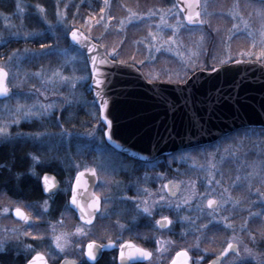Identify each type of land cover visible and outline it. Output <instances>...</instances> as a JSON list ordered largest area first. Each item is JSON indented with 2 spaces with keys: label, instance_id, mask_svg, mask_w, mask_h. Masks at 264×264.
Here are the masks:
<instances>
[{
  "label": "rangeland",
  "instance_id": "374dc122",
  "mask_svg": "<svg viewBox=\"0 0 264 264\" xmlns=\"http://www.w3.org/2000/svg\"><path fill=\"white\" fill-rule=\"evenodd\" d=\"M8 1L0 0V67L7 70V86L14 94L0 103V128L6 129L0 133V146H7L0 158L15 155L14 162L13 157L6 159V167L25 162L15 181L25 175L38 181L40 170L53 165L60 168V193L69 194L75 173L92 166L98 175L96 193L103 200L102 215L110 213L113 198L143 203L155 184L154 192L159 189L161 200L175 210L176 222L197 232L205 225L218 227L223 236L215 239L220 243L207 252H219L233 242L235 233L234 243L241 248L244 264H264V131L246 129L212 148L180 152L161 163L128 162L105 142L99 114L88 106V64L67 38L77 28L101 45L109 58L134 65L148 81L182 83L196 70L239 59L264 64V8L247 0H201L200 19L205 23L177 30L170 25L176 24V17L184 18L172 9L174 0H108V5L105 0H11V6ZM134 14L139 18H133ZM126 172L137 176L126 180ZM168 179L180 184L175 198L162 193ZM211 195L228 202L209 209L206 202ZM50 201L26 203L0 193V252L16 248L28 256L46 249L63 258L84 249L92 239L89 230L78 232L80 225L66 211L56 220L45 219ZM16 207L32 217L31 226L12 220L10 212ZM225 217L233 227L224 222ZM56 237H62V248ZM158 243L157 258L171 253L168 238L161 236ZM245 245L252 254L244 251ZM235 259L232 256L227 264Z\"/></svg>",
  "mask_w": 264,
  "mask_h": 264
},
{
  "label": "water",
  "instance_id": "95a60500",
  "mask_svg": "<svg viewBox=\"0 0 264 264\" xmlns=\"http://www.w3.org/2000/svg\"><path fill=\"white\" fill-rule=\"evenodd\" d=\"M184 11L181 9L180 13ZM183 17L186 21V16ZM74 29L80 36L87 37L81 30ZM72 30L68 34L70 44L85 56L95 57L102 70V74L92 71L91 59L88 60V88L101 117L108 115L113 121L112 137H108V128L105 137L116 151L135 160L152 161L161 155L211 144L238 129L264 128V65L258 61L237 60L215 71L196 70L183 83L149 82L132 64L112 59L111 64H101L102 58H109L104 48L91 39L95 47L86 49L73 39ZM98 75L102 84H94ZM98 91L104 94L107 108ZM9 94H0V98ZM194 115L199 120H194ZM93 170L90 168L75 176L70 200L71 208L85 223H90L98 210L92 208L97 182ZM41 188L45 196L54 193L58 188L56 177L43 175ZM15 209L11 211L14 220L31 223L32 218L24 221L16 215ZM179 257L175 264H182ZM223 258L219 256L214 262L217 264ZM32 260L43 264L37 255L29 261ZM60 264L74 262L63 260Z\"/></svg>",
  "mask_w": 264,
  "mask_h": 264
},
{
  "label": "flooded vegetation",
  "instance_id": "af4514ba",
  "mask_svg": "<svg viewBox=\"0 0 264 264\" xmlns=\"http://www.w3.org/2000/svg\"><path fill=\"white\" fill-rule=\"evenodd\" d=\"M251 1L254 4H256L257 7L264 8V0H251ZM8 5L11 6V0L8 1ZM7 79H8V75H7ZM7 87L9 89L10 94L7 97L0 98V103L4 101H8L11 98V96H13L14 94L13 88H10L9 86ZM88 94H89L87 96L89 99L88 106L90 107V109L91 107H93L95 110V102L92 99L89 91ZM90 122H91L90 115H88L87 123L90 124ZM90 138L91 135L89 134L88 141ZM215 144H217V142L211 145L203 146L202 149L212 148V146H214ZM5 147L0 146V151L3 150ZM86 152L90 155V151L87 150ZM115 153L123 156L128 162L134 164L161 163L168 157L174 155V154L165 155L153 161L146 162V161L132 159L116 151ZM12 157L14 162V160H16L15 155L13 156L9 155L5 159L0 158V193H3L9 197H14V198H19L20 197L19 195H22V193L25 196H29V194L25 191V189H27V186L29 185L32 186L34 184L39 190V194H40L39 199L32 200L22 195L23 197H25V199H27V201L22 200V198H19V200H22L23 202L26 203H30L33 201H40L43 199L51 200L48 206L49 209H47V212L45 213L44 216L45 219L56 220L66 211L71 214L75 223L76 224L78 223L80 225L79 227L80 229L89 230V234L90 236H92V239L88 241V243L84 246V249L79 250L77 254L71 257L60 258L56 255H53L54 251L47 253L46 249H44V251L40 249L39 251L34 252L31 255L25 256L24 254L16 252L17 249L15 248L16 250L12 249L5 252H0V264H5V263L26 264L38 253L43 254L48 264H60L63 260H70L74 262V264H175L177 257H179L178 255H182V257H179V261L182 264H209V261L217 260L220 252L225 247H227L226 244V246H224L219 252L217 251L215 253L214 250H212V252L205 251V249H215L216 245L220 243L219 239H215V238H219L223 236L221 231H218L217 229L218 227H216L215 225H210L205 227L201 231L197 232V231L189 230L188 226H184L180 222H176L175 221L176 215L173 214V211L175 210L173 208L171 209L165 204L167 201L161 200L160 198L161 193L159 189L158 191L154 192L155 188L157 189V187H155V184L153 185L151 184L150 187L148 185L149 192L146 193L148 195V198L143 203L127 204L125 201H123L122 197L121 200H117V198H113L110 200L111 202L110 213L102 215L104 211L103 200L101 196H99L96 193L97 184H98V175L94 167L89 166L85 169H81L77 171L73 177L69 194L68 193L62 194L60 193L62 187L61 175L58 172L60 171V168L53 165L44 167L43 169L40 170V177L38 181L31 179V177L27 175L22 177L20 180L15 181L16 174L23 172L25 167V162L21 161L19 165H15L13 167L10 166L6 167L5 165H3L4 163L5 164L7 163L6 159ZM90 168H93L95 170V174L97 177V182L93 189V193L96 197L97 196L100 197V201H99L100 206L98 207V210L95 213L92 221L90 223H85L78 218L76 211L73 208H71L70 200H71L72 187L75 176L79 172L88 170ZM47 173L52 174L56 177L58 182V188L54 193L45 196L41 188V178L43 177V175ZM161 173L164 174L165 173L164 170H162ZM120 175L123 174L120 173ZM130 175L131 174L126 172V176L124 175V177H126V180L133 179V176H137L135 174L130 177ZM117 178L120 179V177ZM14 186H16L17 188L16 190H14L13 188ZM115 191H116L115 188L111 189V195H113ZM163 191L164 192L162 193L164 194L165 198H175V196H177L180 192V184L171 181V179H168L164 183ZM115 196L118 197L119 193H116ZM206 207L209 209L215 208V206L211 208L208 207L207 202H206ZM145 208L150 209V211H145ZM161 216L170 217L172 219V224L169 225L166 221H162ZM10 217L12 218L11 212H10ZM241 218L246 219L247 216L243 215ZM12 220L14 219L12 218ZM247 220L250 221L248 218ZM14 221L28 227L31 226L33 219L29 224L17 220ZM156 221H160V223L157 224ZM161 236H165L171 241V246L169 248L173 247V249L171 250V253H169L168 255L161 253V255H159L157 258L155 256V251L156 248L159 247L158 238ZM93 240L96 241V244L93 246V251L95 253L94 258L88 255V245ZM110 241L113 243H110ZM128 241H131L132 245L142 247L151 251L152 256L147 257V256L137 255L129 259L127 253L129 251H134V249L130 248V246L127 243ZM121 245H123V251L125 252V257L123 260L121 259V250H122ZM185 251L187 252V256H185L184 254ZM262 251L264 252V247H262ZM236 255L239 254H235V255L228 254L226 255V257L218 261L217 264H227V261L230 258H232V256H236Z\"/></svg>",
  "mask_w": 264,
  "mask_h": 264
},
{
  "label": "snow or ice",
  "instance_id": "6c2138e0",
  "mask_svg": "<svg viewBox=\"0 0 264 264\" xmlns=\"http://www.w3.org/2000/svg\"><path fill=\"white\" fill-rule=\"evenodd\" d=\"M105 4L108 5V0H105ZM38 7L43 9V5H39ZM201 7H202L201 0H177V3L172 5V9H175L176 12H180L181 9H184L185 11L180 13V16H186V22L187 23H185V21L178 16V17H176V19H177L176 24L170 25V27H173V28L179 30L181 28V26H186L189 30H191L193 25L204 24L205 21L203 19H197V18L201 17V15H202ZM101 11H103V9ZM63 15L66 16L67 13L65 12V13H63ZM133 18L138 19L139 17H138V15L134 14ZM109 19H111V17H109ZM72 37H73L74 40L77 41L78 44L83 45L86 49L90 50V49L95 47L94 45L91 44V37H82V36H80L78 30H76V29L72 30ZM201 39H203V37H201ZM112 52H116V49L113 48ZM261 55L264 56V51L261 52ZM89 59H91V62H92V69L91 70L95 71L98 74H102L101 68L97 66L96 58L95 57H87L86 56L85 57V63H87ZM225 60L227 62H231L230 56H226ZM100 63L101 64H111V63H113V61L110 58L105 57V58H102L100 60ZM122 63H123V61H122ZM262 63H264V61H262ZM213 71H215V69H213ZM7 75H8V73H7L6 69L3 68V67H0V94H6V93L9 92V89H8L7 83H6ZM62 79L66 80L68 78L62 77ZM77 79L84 80L85 78L84 77H79ZM94 84H102V80H101V76L100 75L97 76L96 80L94 81ZM97 95L100 96L102 98V100H105L104 107L107 108L108 105H107L106 99L104 97V94L102 92L98 91ZM44 107H52V106L44 105ZM193 119L194 120H199V117L194 115ZM103 120L107 121L108 137H109V139H111L112 134H113L112 133L113 121L108 119V115H105L103 117ZM262 131H264V130H262ZM3 132H6V129L0 128V133H3ZM35 159H39V157H35ZM213 167H214V165H213ZM93 171H95V170H93ZM239 179H241V177L237 176V180H239ZM245 179H247V176L245 177ZM44 181L47 184V181H48V177L47 176L44 177ZM208 183H209V185H211L213 183V181L209 180ZM77 184H79V178H77ZM48 187L50 188L51 185H48ZM213 191H215V190H213ZM257 191H259V189H257ZM229 195H230V193H229ZM200 197L204 198V194L201 193ZM99 201H100V197L99 196L95 197V199L93 200V203H92V208L93 209L98 208L100 206L99 205ZM73 202H76L75 196H73ZM227 202L228 201L226 199H224L222 196L218 199L216 195H211L207 199V205L209 207L215 206L216 209L222 207ZM45 203H47V202H45ZM184 203L187 204L188 200L185 199ZM81 207L83 209V206H81ZM177 207H179V206L177 205ZM5 211H7V209H5ZM145 211H150V209L145 208ZM15 212H16V215L21 217L24 221H27V220L31 219V217L28 215V213H26L20 207H16ZM90 215H91V213H90ZM214 218L215 219H221V217H218V216H214ZM37 219H39V217H37ZM184 219H189V218L185 217ZM161 220L162 221H166L169 225L172 224V219L170 217H168V216H161ZM224 222L226 224H229V227H233V225L229 222V220L226 217L224 218ZM156 223L159 224L160 221H156ZM204 227H207V226L205 225ZM77 231L78 232L82 231V229L78 228ZM64 235H66V234H64ZM251 236H252V239L256 238V234L255 233H252ZM61 238L62 237H56V240H57V246L62 248L63 245L59 243ZM237 239L238 238L235 236V233H233V237H232V241L233 242H229L227 244V247H225L220 252L219 256L220 257H226V255H228V254H234V255L235 254H240L241 253V248L237 244L234 243ZM0 243H2V242H0ZM110 243H113V242L110 241ZM127 243L130 246V248L134 249V251H129L127 253L129 259H131V258H133V257H135L137 255H139V256H147V257H151L152 256V252L151 251H149V250H147L145 248H142V247H138V246L132 245L131 241H128ZM95 244H96V241L93 240L88 245V255L90 257H93V258L95 257V253L93 251V246ZM27 247L31 248L32 246L31 245H27ZM121 249H122L121 250V259L123 260L124 257H125V252L123 251V245H121ZM205 251H208V250L205 249ZM244 251L249 253V254H252V249L247 247V245H245ZM184 254H185V256H187V252L186 251H185ZM37 257L41 261H43V264H47V261L44 260L42 253H38ZM201 259H203V258H201ZM217 260H219V257L217 258ZM28 264H37V262H36V260H32V261H29ZM209 264H216V262L209 261ZM233 264H244L242 256L241 255H236V259H235V261H233Z\"/></svg>",
  "mask_w": 264,
  "mask_h": 264
},
{
  "label": "trees",
  "instance_id": "16d2710c",
  "mask_svg": "<svg viewBox=\"0 0 264 264\" xmlns=\"http://www.w3.org/2000/svg\"><path fill=\"white\" fill-rule=\"evenodd\" d=\"M247 2H252V1L251 0H249V1L247 0ZM95 112H96V115L98 116V108H97V106H95ZM101 126L103 127V129L105 128L104 125H101ZM257 130H259V129H257ZM260 130H264V129H260ZM242 131L243 130H239V131L233 133L232 135H234V134H236L238 132H242ZM193 150H196V149H193ZM25 191L29 194V196H25L23 193H22V195L27 197L28 199L37 200L40 197L39 190L37 189L36 185H34V184L32 186L31 185L27 186V189H25ZM22 195H19L20 196L19 198H22V200L27 201V199H25V197H23ZM254 221H252V222H254ZM261 246H262V243H261Z\"/></svg>",
  "mask_w": 264,
  "mask_h": 264
}]
</instances>
